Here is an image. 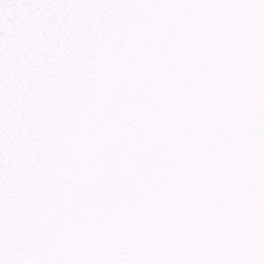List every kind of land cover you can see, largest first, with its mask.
I'll return each mask as SVG.
<instances>
[{
  "label": "snow or ice",
  "instance_id": "6c2138e0",
  "mask_svg": "<svg viewBox=\"0 0 264 264\" xmlns=\"http://www.w3.org/2000/svg\"><path fill=\"white\" fill-rule=\"evenodd\" d=\"M0 264H264V0H0Z\"/></svg>",
  "mask_w": 264,
  "mask_h": 264
}]
</instances>
